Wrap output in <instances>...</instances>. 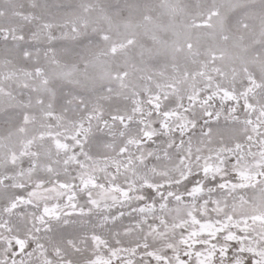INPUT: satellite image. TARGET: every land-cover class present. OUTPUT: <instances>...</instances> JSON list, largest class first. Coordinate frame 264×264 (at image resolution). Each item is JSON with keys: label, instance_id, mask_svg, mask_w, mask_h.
Masks as SVG:
<instances>
[{"label": "snow or ice", "instance_id": "6c2138e0", "mask_svg": "<svg viewBox=\"0 0 264 264\" xmlns=\"http://www.w3.org/2000/svg\"><path fill=\"white\" fill-rule=\"evenodd\" d=\"M0 264H264V0H0Z\"/></svg>", "mask_w": 264, "mask_h": 264}]
</instances>
